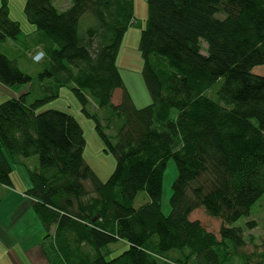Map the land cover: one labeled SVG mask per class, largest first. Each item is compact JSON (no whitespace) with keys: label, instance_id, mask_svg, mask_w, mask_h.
Instances as JSON below:
<instances>
[{"label":"trees","instance_id":"trees-1","mask_svg":"<svg viewBox=\"0 0 264 264\" xmlns=\"http://www.w3.org/2000/svg\"><path fill=\"white\" fill-rule=\"evenodd\" d=\"M147 2L139 50L152 102L137 108L118 67L136 24L134 0H71L66 8L26 0L38 34L31 57L44 54L36 62L45 66L38 75L44 96L31 101L27 92L0 104V187L14 188L22 158L39 159L27 166L25 194L46 232L40 249L47 264H264V248L245 234L256 222L235 226L264 196V75L253 73L264 66V0ZM21 34L8 0H0V41ZM32 80L0 52L2 85ZM63 87L116 159L106 182L84 159L77 119L58 110L37 113ZM117 90L122 97L114 104ZM170 159L178 176L166 216ZM142 191L149 202L135 208ZM201 209L221 221L220 238L192 219ZM119 242L128 248L114 257L110 246Z\"/></svg>","mask_w":264,"mask_h":264},{"label":"rangeland","instance_id":"rangeland-1","mask_svg":"<svg viewBox=\"0 0 264 264\" xmlns=\"http://www.w3.org/2000/svg\"><path fill=\"white\" fill-rule=\"evenodd\" d=\"M60 8L65 6L70 0H54ZM59 1L63 2L62 5ZM10 8V17L18 21L22 27V34L18 40L14 42H0V52L8 56L10 59L18 61L20 69L29 74L33 80L25 85L16 87L0 86V104L13 98H19L22 94L30 93V100L34 101L41 98L43 95L38 81V75L43 72L44 65L33 61L31 55L34 54L36 45V35L33 33L36 27L30 24L26 18L24 7L26 0H8ZM135 3V18L136 24L131 25L122 44L119 58L118 67L125 85V88L131 95L134 104L137 108H144L151 104L152 100L143 80V60L139 50L140 38L142 30L147 26L149 16V8L147 0H134ZM220 16V15H219ZM85 22V19L83 20ZM205 46H207L205 44ZM31 54V55H30ZM253 73L257 75H264V66L256 67ZM222 82L217 83L214 87L218 90ZM122 90H117L113 97V103L118 104L121 101ZM215 99V95L213 96ZM47 110H58L74 116L83 128L86 147L84 150V159L86 163L93 169L97 176L106 182L112 175L116 168V159L111 153L105 151V146L95 130V123L89 119L81 111V105L70 87H63L60 90L59 97L53 101L47 102L38 107L37 113H42ZM94 109H92L93 111ZM22 164L19 163L15 166L12 173V180L14 181L15 192H26L25 185L31 184L27 166L33 168L39 165V159L32 157L28 159H21ZM178 176V169L173 159H170L163 179V197H162V210L167 216L171 212L170 199L173 194V184ZM0 190V196H1ZM149 202V196L145 191L138 194L134 207L140 208L142 205ZM7 205V204H6ZM5 206V204H3ZM6 207V206H5ZM31 210L33 208L31 207ZM192 219L200 220L209 231H212L219 236L221 221L211 218L201 209L192 215ZM27 225L23 229L29 232L35 228L33 222L27 217ZM248 221L256 222V227L252 230L245 228L247 237L254 236L255 242L264 248V196L253 206L250 217H243L235 226L244 227ZM46 232L44 230L43 235ZM15 236L12 238L14 239ZM36 244V240H31L28 243L18 246L16 249H11L8 255L4 256L0 253V264H31L23 256V249L28 251L32 244ZM110 248L114 251L113 256H118L128 247L124 242L113 244ZM247 251H253L254 247L251 243L246 248ZM3 255V256H2Z\"/></svg>","mask_w":264,"mask_h":264},{"label":"crops","instance_id":"crops-1","mask_svg":"<svg viewBox=\"0 0 264 264\" xmlns=\"http://www.w3.org/2000/svg\"><path fill=\"white\" fill-rule=\"evenodd\" d=\"M59 3L62 5L63 2L59 1ZM70 5L71 0L62 8L69 7ZM33 33L36 35V38H38L36 30ZM0 42L5 44L6 42L14 41L6 40ZM0 86L4 85L0 83ZM30 187L31 184L25 185V191ZM0 190L2 193L0 197L3 198L2 202H0V253L6 256L9 252L11 254V249H16L18 246L23 248L25 243L36 240V244L33 243V247L28 251L23 249V256H25L26 260L31 264H47V260L40 249V244L44 238L43 225L34 211L31 210L35 200L27 196L25 192H15V186L14 188L2 186ZM3 204H5L6 207L3 206ZM26 216L31 219L35 226V228H32L28 233H24L26 229H23L24 226L27 225ZM14 236L15 238L12 239Z\"/></svg>","mask_w":264,"mask_h":264},{"label":"built area","instance_id":"built-area-1","mask_svg":"<svg viewBox=\"0 0 264 264\" xmlns=\"http://www.w3.org/2000/svg\"><path fill=\"white\" fill-rule=\"evenodd\" d=\"M43 58H44V54H43V53H38V54L34 57V61H35V62H40Z\"/></svg>","mask_w":264,"mask_h":264}]
</instances>
